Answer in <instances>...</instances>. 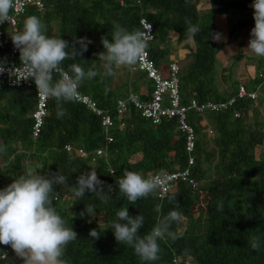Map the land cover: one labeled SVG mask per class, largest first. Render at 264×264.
Listing matches in <instances>:
<instances>
[{
    "label": "trees",
    "instance_id": "16d2710c",
    "mask_svg": "<svg viewBox=\"0 0 264 264\" xmlns=\"http://www.w3.org/2000/svg\"><path fill=\"white\" fill-rule=\"evenodd\" d=\"M199 2L44 0L42 11L29 4L21 16L18 31L23 30L28 16L35 15L46 26L47 35L61 36L69 42V48L74 46L79 51L76 41L82 37L92 41L76 61H64L62 66L67 70L68 65L76 62L85 71L90 68L98 71V76L83 82L79 94L90 98L113 117L114 124L109 130L113 141L108 143L102 117L88 109L79 98L63 104L66 109L63 117H58L56 101L47 98L48 113L41 134L33 138V114L38 104L36 87L0 85V145L6 147V152L0 153V189L29 172L33 165H37L35 171L40 174L58 172L68 178L67 184L54 185L52 194L57 212L78 234L62 257L66 264H149L142 261L131 246L116 241L111 228L117 219L116 212L128 207L131 216L142 215L144 225L139 234L144 235L172 210L180 211L183 219L194 217L199 203L206 207L208 231L197 232L193 228L194 218L184 232L180 231L183 219L179 224L173 223L170 230L176 233V238L158 241L160 259L151 264H264V112L260 110L261 106L264 108V57L254 56L259 64L252 77H248L247 72V81L233 84L231 74H224L229 87L222 90L217 59L224 46L212 38L218 33L216 19L226 18L228 40L225 44H234L240 37L246 42L247 30L254 27L253 0H210L207 10L199 9ZM141 18L152 23L156 40L162 41H168L170 33L175 32L179 43L186 42L189 40L186 21L199 26L190 53L193 60L180 69L184 104L193 99L199 104L225 103L237 97L241 88L256 95L254 99L237 97L235 103L218 112L190 110L187 119L195 130L191 152L187 150V134L181 130L177 118H163L160 123L152 124L134 105H130L129 114L121 119L116 115L118 101L127 99L130 94L150 100L152 84L145 73L137 71L113 87L114 75H103L104 62L98 56L105 51L101 38L108 36L111 40L114 22L129 31L142 30ZM4 31L9 46L13 33L9 27ZM148 50L163 71L169 63V48L160 49L149 44ZM138 78L149 81V86L141 85ZM249 78H254L251 88L248 87ZM66 145L72 147L71 151ZM98 149L106 154L98 156ZM190 157L194 159L192 164ZM91 169L96 170L98 178L104 182L106 192L108 185L113 187L108 193L107 204L91 192L79 199L72 197L71 187L76 184L77 177ZM125 170L140 172L145 177L163 171L189 170L190 176L187 181L173 184L164 199L152 194L133 205L116 184ZM190 180L197 183L196 187ZM88 204L95 205L100 221L98 218L91 220L87 213L80 216ZM157 206L161 211H156ZM91 229L101 233L99 239L89 236ZM254 236L260 237L257 250H253L250 243ZM5 248L6 245L0 244V251ZM2 263L24 264V261L13 254Z\"/></svg>",
    "mask_w": 264,
    "mask_h": 264
},
{
    "label": "clouds",
    "instance_id": "9594fccd",
    "mask_svg": "<svg viewBox=\"0 0 264 264\" xmlns=\"http://www.w3.org/2000/svg\"><path fill=\"white\" fill-rule=\"evenodd\" d=\"M16 3L17 0H0V24L9 21L10 12L16 7ZM251 7L254 27L251 29L247 49L258 57H264V0H253ZM186 23L187 39L193 40L200 31L199 26L191 24V21ZM113 28L111 40L108 36L101 38L105 51L98 56L104 62V76L115 75V69L121 67L136 66L147 54L149 46L148 31H129L118 22H114ZM212 38L219 41L220 35L214 34ZM11 40L19 50L20 65L9 68L5 60H0V74L5 71L16 74V83L32 79L38 95L56 101L59 106L58 117L66 114L64 103L76 100L83 82L100 74L92 68L85 71L76 62L68 65L65 70L62 66L64 61H76V57L87 51L92 41L82 37L76 41L80 45L79 51L74 46L69 48V42L61 36L47 35L46 26L35 15L24 20L23 30L11 35ZM4 152L6 147L0 145V153ZM67 182L68 178L58 172L45 175L29 171L0 189V244L10 246L16 256L23 259L24 264H66L62 257L68 244L75 241L78 234L67 226L68 222L57 212L52 194L54 185H65ZM116 184L120 193L133 205L163 187V181L158 175L145 177L140 172L128 170L116 180ZM112 190L111 185L107 186V192L104 190V182L98 178L94 169L79 175L76 184L71 187L74 199L91 192L105 204L108 203V193ZM156 211H161L160 206H157ZM85 213L94 218L95 205H86L80 216L83 217ZM116 217L111 228L118 244L131 246L134 253L149 264L160 259L158 241L168 237L176 238V233L170 230L171 226L173 223L179 224L183 219L180 211L172 210L159 219L150 232L141 235L139 230L144 225L142 215L133 217L129 214L128 207H121L116 212ZM100 234L97 229L89 232L94 240L99 239ZM250 243L253 250L259 249L260 237H252ZM0 260L7 261V255H0Z\"/></svg>",
    "mask_w": 264,
    "mask_h": 264
},
{
    "label": "built area",
    "instance_id": "2783aa9c",
    "mask_svg": "<svg viewBox=\"0 0 264 264\" xmlns=\"http://www.w3.org/2000/svg\"><path fill=\"white\" fill-rule=\"evenodd\" d=\"M29 4H34L36 8L40 11L44 9L45 3L44 0H17L16 7L10 12V19L8 22L0 24V60H5L7 66L10 68L11 66H19V50H17L11 40L10 45H7L5 40V27H9L13 34L19 32L18 31V23L21 16L26 12V8ZM140 23L143 27L141 31H148L150 33L149 44L155 41L156 35L154 33V27L152 23H150L146 18H141ZM151 26V27H149ZM149 48V46H148ZM146 50L145 57L136 65L137 69L140 72H143L147 75L148 79H150L152 84V93L150 100L144 101L141 100L137 95L131 94L127 99H122L118 101V106L116 110V115L120 119L126 113L129 114L130 105H134L135 108L141 111L142 116L152 124H158L162 121L163 118H177L180 123L181 130L187 134V150L191 152L194 148V139H195V130L190 125L187 119V113L190 110H195L198 113H202L205 110H211L218 112L221 109L226 108L227 106H231L236 102V98L248 96L251 99L256 97L255 93H247L243 88L240 89L238 96L232 98L228 102L223 103H213L207 102L206 104H199L197 100H191L187 105L183 103L182 95H181V84H180V69L181 66L178 61H172L167 70V74H163V72L157 67L155 62L152 60L149 54V50ZM22 67V66H21ZM16 79V74L12 75L10 71H5L0 74V85L6 86L9 88H23V87H36L34 81L32 79L21 80L18 83L14 82ZM37 89V88H36ZM38 95V92H37ZM90 110L95 112L98 116L102 117V125L106 130L107 141L112 142L113 137L109 134V130L113 127V117L112 114L107 111L99 108L97 104L90 100V98L81 96L78 97ZM47 98L38 95V104L35 113L33 114V128H32V136L33 138L39 137L41 134L44 119L47 115ZM239 116V115H238ZM66 149L71 151L72 147L70 145H66ZM84 154L82 150L79 151ZM98 156H102L105 153L104 150L98 149L96 151ZM194 162L193 157L189 158V163L192 164ZM160 176L163 181V187L158 189L155 193L156 198L162 200L164 199L168 193L172 190L173 184L178 181H187L189 180L190 171L185 170L182 172H158L156 174L149 175L152 176ZM194 187H196L197 183L193 180H190ZM6 254L7 260L12 254H15L10 246H6V248L0 251V255ZM4 260H0V264ZM176 264H185L177 262Z\"/></svg>",
    "mask_w": 264,
    "mask_h": 264
},
{
    "label": "rangeland",
    "instance_id": "374dc122",
    "mask_svg": "<svg viewBox=\"0 0 264 264\" xmlns=\"http://www.w3.org/2000/svg\"><path fill=\"white\" fill-rule=\"evenodd\" d=\"M198 8L201 9V10H207V9H209L210 8V0H200L199 5H198ZM218 22L219 21H218V18H217V29L219 30V31H217L218 32L217 34H220L221 31H222L221 30L222 27L219 26V24H221V22H219V23ZM226 26H227V24H226ZM223 28H224V30H227L226 27H223ZM250 33H251V30L250 29L247 30V32H246V37H247L246 38V42H244L243 37H240L237 40L236 43L231 44V45H226L225 43L227 41L225 42V39L223 40L224 35H222V34H221L222 36H220V40L218 41L219 44L220 43L223 44L222 46H224V47H222V49H221V51L219 52V55H218V60H217L218 72L217 73L219 75V73L221 72L222 68H225V74H227V73L231 74V77H232L231 78V81H232L233 84H237L239 82V80H242L243 78H246V73H245V70L246 69H248L249 74H250V76H248V77H252L253 76V74L250 73V70H252L251 68H253L252 59L251 58L255 54H253L250 50L247 49L248 48L249 40L251 39ZM176 35H178V34L175 33V32L174 33H170V39L173 38L175 40V37L177 38ZM188 41H186V42H184L182 44L183 45H186V44L188 45ZM177 44L179 46H183L178 41H177ZM151 45L152 46H155V47H159V48L162 47V45H168V46H170V48H171V46H172V48H174L176 44H175V42L173 44H170L169 41H167V40L166 41H162L160 39L159 40L157 39V40L151 42ZM238 46H240V49L243 50V53H240V54L237 53V56L234 55L232 57V61L231 60L229 61L230 56H232V54L236 51V48ZM253 61L255 63V66L257 67V65L259 63H258V61H256V57L253 58ZM133 68L134 67H132V68H129V67H121L119 69H115V75H114L115 82H114V86L113 87H115L117 85L116 83H118V82L121 83L124 79H126V76L127 75L132 74V73H135V71H134ZM228 69H229V72L226 71ZM162 72L164 74V71H162ZM249 79H250L251 82L248 85V87L251 88L254 85V78H249ZM139 82L141 83V85H143L146 88L149 86V81H145L144 79H141V80L139 79ZM219 84H220V88L222 90H223L224 86L225 87L226 86L229 87V84H224V82H222L221 80H220ZM260 110H262V112H264V108L262 106H261ZM28 164L31 165L30 162H28ZM36 166L37 165H33L32 167H30V169L28 168L29 171H35L36 170L35 169ZM193 218H195V217H193ZM91 220H94V219L91 217ZM187 221H188V219L187 220L186 219H183V221L180 224V231L184 232L186 230L187 226H186L185 223ZM193 228L194 229H198V226L196 225V223H194V227Z\"/></svg>",
    "mask_w": 264,
    "mask_h": 264
},
{
    "label": "crops",
    "instance_id": "0c3cea01",
    "mask_svg": "<svg viewBox=\"0 0 264 264\" xmlns=\"http://www.w3.org/2000/svg\"><path fill=\"white\" fill-rule=\"evenodd\" d=\"M226 18H218V21L219 22H221V25L219 24V26H221L222 27V31H221V33L219 34L220 36H222V35H224V38H223V40L225 39V42L227 41V37H226V35L228 34V26H226V24H227V22H226V20H225ZM218 22V23H219ZM216 25H217V19H216ZM223 27H226L227 28V30H224V28ZM219 31V30H218ZM222 34V35H221ZM177 36V38L175 37V40L172 38V39H170V36H169V43L170 44H173L174 42H175V47L174 48H172V46H171V48H170V46H168V45H162V47H160V49H165L166 47H168L169 48V50H170V52H169V63L168 64H165V69L163 70L164 71V74L166 75L167 74V68H168V65L172 62V61H178L179 62V64H180V66H183V67H186L192 60H193V57L191 56V51L193 50V40H189L188 41V45L186 44V45H183L182 43H184V42H182V43H180V44H182L183 46H179L178 44H177V41H178V35H176ZM177 39V40H176ZM220 40V39H219ZM217 43H218V45H220L219 44V42L217 41ZM159 48V47H158ZM237 53H243V50L242 49H240V46H238L237 48H236V51L232 54V56H230V59H229V61L231 60L232 61V57L235 55V56H237ZM254 54V53H253ZM171 56V57H170ZM255 55H253L252 57H254ZM237 58V57H236ZM181 60V61H180ZM218 60V59H217ZM252 65H253V68H251L252 70H250V73L251 74H254L255 72H256V66H255V63H254V61L252 60ZM134 71L135 72H137V71H139L137 68H136V66H134ZM228 71V70H227ZM247 72H249L248 71V69H246L245 70V73H246V75H247ZM225 68H222V70H221V72L219 73V75H220V78H222L221 79V81L222 82H224V84H226L227 82H226V79H225ZM242 80H245V81H247V79L246 78H243ZM225 87V86H224ZM131 95V94H130ZM129 95V96H130ZM136 95V94H135ZM128 96V97H129ZM138 96V95H137ZM86 106V105H85ZM87 107V106H86ZM89 109V108H88ZM95 113V112H94ZM96 114V113H95ZM97 115V114H96ZM201 202H203V201H201ZM193 215H194V223H196V225L198 226V229H195L197 232H199V233H206L207 231H208V214H207V212H206V207H205V204L204 203H199L198 204V206H197V208L196 209H194V212H193ZM94 218H100V216L99 215H97L96 214V216L94 217ZM93 218V219H94ZM193 217H184V219H188V221L185 223L186 224V226H187V228L191 225V223H192V221H193V219H192ZM99 221H100V219H99ZM186 228V229H187Z\"/></svg>",
    "mask_w": 264,
    "mask_h": 264
}]
</instances>
